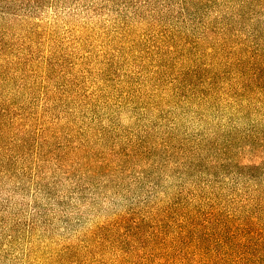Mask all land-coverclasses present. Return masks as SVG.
Segmentation results:
<instances>
[{
  "label": "rangeland",
  "instance_id": "rangeland-1",
  "mask_svg": "<svg viewBox=\"0 0 264 264\" xmlns=\"http://www.w3.org/2000/svg\"><path fill=\"white\" fill-rule=\"evenodd\" d=\"M0 264H264V0H0Z\"/></svg>",
  "mask_w": 264,
  "mask_h": 264
},
{
  "label": "trees",
  "instance_id": "trees-1",
  "mask_svg": "<svg viewBox=\"0 0 264 264\" xmlns=\"http://www.w3.org/2000/svg\"><path fill=\"white\" fill-rule=\"evenodd\" d=\"M22 1H27V0H22ZM30 1H34V0H30ZM41 1V0H40Z\"/></svg>",
  "mask_w": 264,
  "mask_h": 264
}]
</instances>
